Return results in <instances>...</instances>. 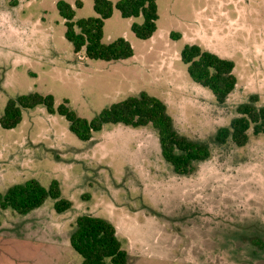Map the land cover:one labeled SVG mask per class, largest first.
<instances>
[{"label":"rangeland","instance_id":"1","mask_svg":"<svg viewBox=\"0 0 264 264\" xmlns=\"http://www.w3.org/2000/svg\"><path fill=\"white\" fill-rule=\"evenodd\" d=\"M57 1L0 0V112L9 97L38 92L91 119L146 91L165 102L179 133L204 141L211 154L178 175L150 125L107 123L84 141L44 106L24 110L17 126L0 127V192L55 179L72 205L58 213L47 198L24 215L0 208V264H81L68 239L81 214L115 226L126 264H264V133L249 131L243 146L213 141L250 94L264 104V0H156L148 39L130 29L140 17L114 6L102 41L124 37L133 55L110 61L73 51ZM63 1L74 19L95 16L93 0ZM190 43L234 61L237 84L223 104L189 77L179 53Z\"/></svg>","mask_w":264,"mask_h":264},{"label":"trees","instance_id":"2","mask_svg":"<svg viewBox=\"0 0 264 264\" xmlns=\"http://www.w3.org/2000/svg\"><path fill=\"white\" fill-rule=\"evenodd\" d=\"M74 5L81 6V1L76 0ZM114 6L122 17L141 18L140 22L133 21L130 24L131 31L139 39H148L156 31V0H117L115 4L110 0H93L95 16L78 19H74V7L59 0L56 7L63 19L64 37L75 53L83 50L88 58L105 61L126 59L133 55L131 43L124 37L110 42L102 41L104 20L111 16ZM169 35L175 39L180 36L175 32ZM179 57L186 64V71L192 81L207 88L218 104L227 100L237 83L233 60L223 58L195 43L184 44ZM258 102V95L250 94L246 101L237 104L236 115L228 125L216 129L213 141L221 145L231 140L236 146H243L249 140V131L255 136L264 133V104ZM67 104L68 100L63 99L55 106L51 94L38 92L9 97L0 112V127L14 128L20 123L24 110L42 105L48 113L64 117L69 131L84 141L89 140L94 132L101 130L107 123L132 128L150 125L156 132L161 157L178 175L192 173L195 164L208 159L211 154L209 145L204 141L179 133L165 102L146 91L111 103L91 119L79 116ZM47 198L53 199V208L58 213L72 205L69 199L61 195L57 180H51L48 187H45L37 179L29 178L11 184L0 192V208L24 215L40 207ZM68 239L70 247L80 256L81 264H107L108 260L111 264L127 262V252L121 246L115 226L103 217L78 215Z\"/></svg>","mask_w":264,"mask_h":264},{"label":"crops","instance_id":"3","mask_svg":"<svg viewBox=\"0 0 264 264\" xmlns=\"http://www.w3.org/2000/svg\"><path fill=\"white\" fill-rule=\"evenodd\" d=\"M212 29V31H213V27L211 28ZM154 34V33H153ZM153 36V35H152ZM208 37V36H207ZM209 38V37H208ZM191 44V43H190ZM237 84V83H236Z\"/></svg>","mask_w":264,"mask_h":264}]
</instances>
